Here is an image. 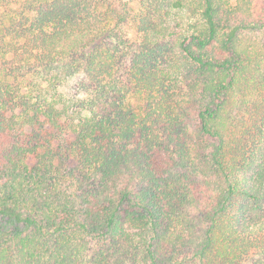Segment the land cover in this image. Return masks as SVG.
Returning <instances> with one entry per match:
<instances>
[{"label":"trees","instance_id":"trees-1","mask_svg":"<svg viewBox=\"0 0 264 264\" xmlns=\"http://www.w3.org/2000/svg\"><path fill=\"white\" fill-rule=\"evenodd\" d=\"M0 264H264V0H0Z\"/></svg>","mask_w":264,"mask_h":264}]
</instances>
